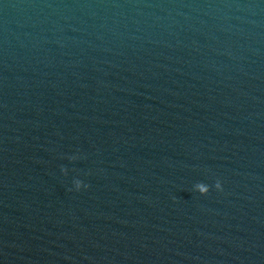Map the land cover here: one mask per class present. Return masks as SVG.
I'll use <instances>...</instances> for the list:
<instances>
[{
	"label": "water",
	"instance_id": "1",
	"mask_svg": "<svg viewBox=\"0 0 264 264\" xmlns=\"http://www.w3.org/2000/svg\"><path fill=\"white\" fill-rule=\"evenodd\" d=\"M0 264H264V0H0Z\"/></svg>",
	"mask_w": 264,
	"mask_h": 264
},
{
	"label": "clouds",
	"instance_id": "2",
	"mask_svg": "<svg viewBox=\"0 0 264 264\" xmlns=\"http://www.w3.org/2000/svg\"><path fill=\"white\" fill-rule=\"evenodd\" d=\"M86 187H87V185L83 184L82 182H76V184H75V190H76V191H80V190H82V189H85ZM215 189H216L217 191L222 190V186H221V184H220L219 181H217V182L215 183ZM196 191H197V193H199L201 196H206V195H208V193H209V191H210V187H209V185H207V184H201V185H198V186H197Z\"/></svg>",
	"mask_w": 264,
	"mask_h": 264
}]
</instances>
